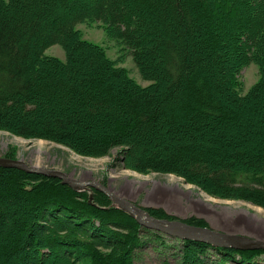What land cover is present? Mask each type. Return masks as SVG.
I'll list each match as a JSON object with an SVG mask.
<instances>
[{
  "label": "trees",
  "instance_id": "16d2710c",
  "mask_svg": "<svg viewBox=\"0 0 264 264\" xmlns=\"http://www.w3.org/2000/svg\"><path fill=\"white\" fill-rule=\"evenodd\" d=\"M87 20L105 24L150 85L82 37ZM54 44L65 60L46 54ZM251 62L262 77L241 93L237 76ZM0 129L87 156L118 148L127 168L264 207V0H0ZM142 233L156 241L160 231L97 189L0 167V264H135ZM168 236L185 247L177 264H205L210 249L221 264L264 260L263 249Z\"/></svg>",
  "mask_w": 264,
  "mask_h": 264
},
{
  "label": "rangeland",
  "instance_id": "374dc122",
  "mask_svg": "<svg viewBox=\"0 0 264 264\" xmlns=\"http://www.w3.org/2000/svg\"><path fill=\"white\" fill-rule=\"evenodd\" d=\"M82 37L100 45L108 57L118 67L124 68L130 77L145 87L151 84L140 74L134 59L122 42L114 38L100 21H85L76 26ZM110 33V34H109ZM47 55L66 59V51L60 44H54L45 51ZM262 77L256 62L244 67L237 76V90L246 93ZM118 148L101 157L82 155L68 146L39 137H23L0 129V156L15 154V159L29 165L61 170L81 181L105 183L117 195L128 199L142 208L161 207L165 213L178 219L191 217L202 219L208 226L230 233H240L264 240V207L243 199L216 197L196 184L174 173L139 172L127 168L119 161ZM93 187L85 190L91 192ZM83 191V190H81ZM112 205L120 208L112 201ZM147 210V209H146ZM125 211V210H124ZM128 213V212H127ZM129 214V213H128ZM192 220V218L190 219ZM92 227L100 226L98 219L92 218ZM194 221V220H193ZM196 223V222H194ZM149 229V228H148ZM106 239V233L102 232ZM156 241L143 233V243L131 253L135 264H177L183 262V242L158 233ZM110 234H107L109 237ZM111 237V236H110ZM108 252L105 249H100ZM88 251H81L84 254ZM205 264L219 263L220 254L210 249L202 257ZM264 258V257H263ZM58 264L61 259L57 256ZM80 259V258H77ZM76 259V262H77ZM83 260L86 259L82 256ZM239 259V257H238ZM224 264H253L241 260ZM260 264H264V260Z\"/></svg>",
  "mask_w": 264,
  "mask_h": 264
},
{
  "label": "water",
  "instance_id": "95a60500",
  "mask_svg": "<svg viewBox=\"0 0 264 264\" xmlns=\"http://www.w3.org/2000/svg\"><path fill=\"white\" fill-rule=\"evenodd\" d=\"M0 167L18 168L30 173H41L47 176L56 177L61 179L62 183L68 184L79 191L85 190L88 187H93L108 195L115 204L134 217L140 225L149 229L158 230L172 237H177L183 240L201 241L215 247L233 248L237 250H264V240L259 238L240 233L225 232L214 229L210 226L192 224L183 219L156 217L145 208L117 195L107 185L101 182L81 181L69 176L61 170L29 165L22 160L10 157L0 156Z\"/></svg>",
  "mask_w": 264,
  "mask_h": 264
}]
</instances>
